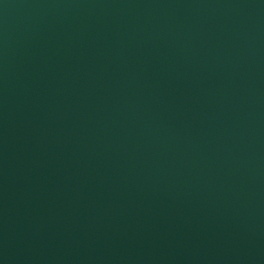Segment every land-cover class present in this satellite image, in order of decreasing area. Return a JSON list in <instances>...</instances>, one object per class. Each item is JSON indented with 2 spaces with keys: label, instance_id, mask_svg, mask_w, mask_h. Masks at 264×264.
<instances>
[{
  "label": "water",
  "instance_id": "obj_1",
  "mask_svg": "<svg viewBox=\"0 0 264 264\" xmlns=\"http://www.w3.org/2000/svg\"><path fill=\"white\" fill-rule=\"evenodd\" d=\"M0 264H264V0H0Z\"/></svg>",
  "mask_w": 264,
  "mask_h": 264
}]
</instances>
